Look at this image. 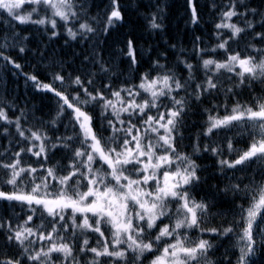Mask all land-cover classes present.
Segmentation results:
<instances>
[{
    "label": "snow or ice",
    "instance_id": "snow-or-ice-1",
    "mask_svg": "<svg viewBox=\"0 0 264 264\" xmlns=\"http://www.w3.org/2000/svg\"><path fill=\"white\" fill-rule=\"evenodd\" d=\"M176 3L0 0V264H264V0Z\"/></svg>",
    "mask_w": 264,
    "mask_h": 264
},
{
    "label": "trees",
    "instance_id": "trees-1",
    "mask_svg": "<svg viewBox=\"0 0 264 264\" xmlns=\"http://www.w3.org/2000/svg\"><path fill=\"white\" fill-rule=\"evenodd\" d=\"M182 2H183V0H177V3L174 5V7H173V9H172L173 19H174V16H176L177 13H178L179 11H181L180 14H182V12H183ZM121 3H123V4L127 7V6L129 5V3H130V0H121ZM128 18H129L130 21L135 20V14H134L133 12H129V13H128ZM177 23H178V22L176 21V22L172 25V27H171V30H172L173 32L176 31L175 25H177ZM209 27H210V26H209ZM181 29H183V24H182V26H181ZM181 35H182V33H181ZM147 42H148V43H154L155 41H154V40H148ZM61 43H62V40H61V41H57V42H56V45H54V46L58 48V47H59V44H61ZM25 71H28V69H25ZM18 83H19V92H20L21 98L23 99V98H25L26 96H27L28 98H30V97H31V93H30V92L25 93V91H24V85H23V81H22V79H21ZM15 84H16V82L11 81V80L9 81V86H10V87H15ZM240 99H241V100H245V99H247V93H244V94L240 97ZM35 102H38V101H35ZM53 106H54V101H53ZM192 119H196V118L193 117ZM186 143H188L187 140L183 141V142L181 143V147L183 148V145L186 144ZM198 163H204V164H208V165H210V164H211V161H208V160H202V161H198ZM208 171H209V172L212 171L211 167H209ZM213 182H214V181H213ZM224 207H225V209L227 208L226 205H225Z\"/></svg>",
    "mask_w": 264,
    "mask_h": 264
},
{
    "label": "bare ground",
    "instance_id": "bare-ground-1",
    "mask_svg": "<svg viewBox=\"0 0 264 264\" xmlns=\"http://www.w3.org/2000/svg\"><path fill=\"white\" fill-rule=\"evenodd\" d=\"M180 13H181V11H179V12L177 13V15L174 16L173 24L177 21V22H178L177 24H179V26H180V28H181V26H182L183 23H182L181 21H179V16L181 15Z\"/></svg>",
    "mask_w": 264,
    "mask_h": 264
}]
</instances>
